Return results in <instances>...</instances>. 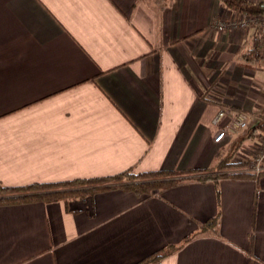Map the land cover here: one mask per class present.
Here are the masks:
<instances>
[{"label":"crops","instance_id":"crops-1","mask_svg":"<svg viewBox=\"0 0 264 264\" xmlns=\"http://www.w3.org/2000/svg\"><path fill=\"white\" fill-rule=\"evenodd\" d=\"M233 14L222 0H0V183L194 170L153 194L0 205V264H136L171 244L146 264H264V173L195 176L241 169L215 165L263 139L264 44L213 26ZM240 111L248 125L216 141Z\"/></svg>","mask_w":264,"mask_h":264},{"label":"trees","instance_id":"trees-1","mask_svg":"<svg viewBox=\"0 0 264 264\" xmlns=\"http://www.w3.org/2000/svg\"><path fill=\"white\" fill-rule=\"evenodd\" d=\"M229 8L237 13L256 16L264 14V0H222ZM264 44V35L262 42ZM262 128L261 136H264V119L258 124ZM228 159H218L216 167L240 166L241 169L226 170L221 173L208 172L207 168L199 170L201 172L195 175L199 179L219 178L228 176L235 179L259 177L264 173L262 170L259 174L248 168L249 161L242 160L237 163H226ZM230 162V161H229ZM245 167V168H244ZM247 167V168H246ZM193 169L174 170V169H156L136 172L131 168L110 175H96L91 177H76L71 179H62L56 181H34L25 185H8L0 183V205L20 204L33 200H58L67 199L73 196H86L96 191L113 187H124L137 193L153 194L162 189L176 185L182 178L192 174ZM206 172V173H204ZM218 217L210 219L207 225H213ZM179 245L171 244L168 247L152 253L145 259L136 264H146L147 262L163 257L177 248Z\"/></svg>","mask_w":264,"mask_h":264},{"label":"built area","instance_id":"built-area-1","mask_svg":"<svg viewBox=\"0 0 264 264\" xmlns=\"http://www.w3.org/2000/svg\"><path fill=\"white\" fill-rule=\"evenodd\" d=\"M262 1V0H253ZM213 26L221 31L234 28L248 29L255 27L257 29V36L255 37L256 44H261L262 36L264 35V14L251 16L246 14H234L231 17L221 18L213 23ZM224 111H221L222 115ZM248 125V114L244 111H240L236 117H234L231 122L224 128L216 137V141H221L227 135H231L238 131L240 128H244ZM248 168L257 174L264 170V136L262 143L259 146L257 152L249 161Z\"/></svg>","mask_w":264,"mask_h":264},{"label":"rangeland","instance_id":"rangeland-1","mask_svg":"<svg viewBox=\"0 0 264 264\" xmlns=\"http://www.w3.org/2000/svg\"><path fill=\"white\" fill-rule=\"evenodd\" d=\"M236 14H237V12H236ZM234 15V14H233ZM257 16V15H256Z\"/></svg>","mask_w":264,"mask_h":264}]
</instances>
